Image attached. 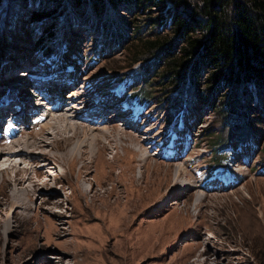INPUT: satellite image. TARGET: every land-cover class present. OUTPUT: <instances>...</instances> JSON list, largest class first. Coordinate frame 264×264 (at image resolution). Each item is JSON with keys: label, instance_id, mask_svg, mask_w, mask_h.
Wrapping results in <instances>:
<instances>
[{"label": "rangeland", "instance_id": "obj_1", "mask_svg": "<svg viewBox=\"0 0 264 264\" xmlns=\"http://www.w3.org/2000/svg\"><path fill=\"white\" fill-rule=\"evenodd\" d=\"M50 2L26 0V5L22 3L24 14L21 15L22 10H15L12 6L11 13L14 8L16 15L20 16L15 19L6 10L10 6L9 1L0 0V92H11L9 96L33 97L34 84L39 82L36 75L53 69L54 62L46 64L39 51V46L48 38L44 36L42 43L37 45L34 53L39 58L31 52L45 25L42 26L41 21L30 20V17L35 6L40 5L41 10L44 7L49 9L53 7ZM63 2L65 11L54 1L56 13L53 14L57 16L54 22L60 19L58 33L61 38L58 40V37L55 43L52 39L47 42L55 45L54 49L48 45L50 53L57 49L55 64L58 63V68L66 72L61 82L71 84L72 79L67 73L76 72L78 75V81L71 86L72 96L69 95L71 92L67 93L69 98L66 100L81 112L69 114L62 110L58 118L73 116L67 120L79 124L80 134L74 140L60 143L55 149L35 150L33 146L30 150L35 152L34 155L30 150H23L28 157L15 153L12 161L21 163L18 170L23 179L22 186L15 187V183L0 173V264H264L263 97L260 98L263 108L257 106L253 91V99L247 102L241 101L246 95L240 101L234 100L242 113H232L231 117L240 114L251 122L250 127L261 137L258 143H253L254 147L249 140L243 141V144H249L243 154L235 150L241 149L242 143L227 150L232 152L226 162L233 175L223 177L211 161L218 148H213L214 138L228 134V128L224 127L216 111L221 97L216 98L215 106L203 107L198 119L191 115L182 117L175 127L165 125L168 123L163 118L165 112L179 95L183 96L179 105L187 99H194L192 91L183 88L188 81L176 88L154 84L150 93L154 99L151 98L150 102L155 100V104L146 105L131 95L144 78L141 81L136 75L137 85L132 87H118L119 84L107 87L119 75L130 80L132 72L143 64H149V71L145 72L148 76L146 83L156 80L161 64L159 67L155 65L150 56L129 64L135 37L130 29H126L129 38L118 43H115L117 39L109 40L105 35L93 31L87 33L79 28L70 30V37L66 36L69 40L66 39L67 30L61 19L67 12L69 21L74 19L66 6L69 0ZM128 4L129 9L118 7L113 11L105 8L118 20L117 25V21H111L117 33L125 30L128 21L140 26L161 7H147L136 12ZM59 8L60 16L57 15ZM76 12L78 16L84 15ZM159 21L160 26L162 21ZM170 27L168 25V30L162 31V36L172 37ZM145 30L152 31L151 24ZM94 41L98 50L94 48ZM62 44L70 50L66 57ZM56 77H59L58 73ZM22 86L23 92L19 93L17 88ZM205 89V84L199 88L202 96L206 95ZM93 93L104 95L94 99ZM5 98L0 95V104ZM227 99L230 101L232 97H225L223 101ZM25 100L19 98L12 112L25 114ZM37 100L36 96L30 104L33 109ZM106 102L115 111L109 112L111 123L101 122L99 129L95 121L102 116L95 120L93 111L97 107L104 111ZM50 103L60 104L57 100ZM43 105L46 109L42 112L55 108H49L50 104L45 102ZM260 108L263 111H259ZM76 116H83L85 121L76 120ZM91 119L89 124L86 120ZM24 122L21 120L23 135L19 132L5 140L21 142L16 151L27 141L37 144L43 138L52 140L55 131L52 119L40 133L36 132L39 123H34L32 113ZM96 128L99 130H94ZM93 130L97 133L91 135ZM29 131L35 133L29 136ZM116 131L121 135L114 136ZM169 133L170 139L166 141ZM162 142L165 144L161 145ZM7 159L3 158L4 161ZM78 159L80 166L87 163L88 169L80 170ZM165 173L171 174L165 176ZM126 194L135 199L131 204L132 211L137 210L135 214L131 212V217L128 213L132 219L128 229L125 226L126 214L119 202L120 198L127 197Z\"/></svg>", "mask_w": 264, "mask_h": 264}, {"label": "trees", "instance_id": "obj_2", "mask_svg": "<svg viewBox=\"0 0 264 264\" xmlns=\"http://www.w3.org/2000/svg\"><path fill=\"white\" fill-rule=\"evenodd\" d=\"M8 1L10 6L6 10L10 13L12 6L15 10L21 11L23 9L22 3L26 5V0ZM51 1L50 5L53 4V7L49 9L44 7V10H41L39 9L41 6L37 5L30 17V20L41 21L40 24L45 25L43 33L33 43L31 51L36 52L38 43L41 44V39L45 36L48 39L44 40V45L42 43L39 46L43 58L49 57L51 51L49 46L52 44L47 41L52 39L55 43L58 37V40L61 38L58 33L60 19L54 22L57 17L53 15L56 13L54 1H57L58 5L60 4L59 7L64 5V2L63 0ZM128 3L133 6V11L134 8L136 9V12L144 11L147 7L158 5L161 7L157 9L154 16L148 17L150 18L147 19L149 21L140 23V26L128 21L124 26L125 30H120L117 33L115 27L111 25V21H117V25L118 20L115 19V14L111 16L105 8L109 7L116 11L118 7L127 8ZM66 6H68L67 9L74 19L73 22L69 21L66 16L68 12L61 19L63 20L62 24L66 26V39L69 40L67 37H70V30L79 28L87 33L93 31L105 35L109 40L115 41L117 39L115 43H118L129 38L126 29H130L135 33V37L133 50L130 51L129 64H134L149 56L155 65L159 67L161 64L158 79L147 83L145 79L148 76L145 72L149 71L147 68L149 64L138 65L136 70L132 72L130 80L124 79L123 75L115 77L114 83L121 82L124 86L130 87L137 85V76L141 81L144 78L143 83L131 92V95L137 98L140 103L155 104V100L150 102L152 98L150 93L154 84L159 86L165 84V86L169 85L176 88L182 82L188 81V85L183 88L192 91L193 96L191 97L194 99L186 98V102L184 101L179 105L178 102L183 100V96L179 95L178 100L174 103L175 106L173 104L165 112L163 118L168 121L167 124L178 117H186L190 114L198 119L203 107L215 106L216 98L221 97L222 100L216 105V111L224 127L228 128V134L216 136L213 140V148L218 146L211 158L216 167H228L226 161H228L230 152L228 153L227 150H231L232 146H237L248 140L258 143L261 134L250 127L251 122L243 119L240 114L236 117H231V114L242 113L236 107L235 102L240 101L245 95L246 97L241 101L251 100L252 91L253 97L258 100L257 106L263 108L264 105V0H69ZM24 7V9L27 8V6ZM14 8H12L11 16L13 15L16 19L20 16L16 15ZM62 9L65 11L63 6ZM59 10L60 8L57 10V15L60 16ZM76 11L84 13V15L78 16ZM21 14H24L23 10L20 12ZM116 18L119 19L120 16H116ZM159 19L162 21L160 23L161 28ZM149 23L152 26V31L145 30L147 25H150ZM168 25L171 26L173 32L170 38L162 36L164 30H168ZM146 32L154 36L147 35ZM94 44L95 50H98V44L95 41ZM52 47L54 49L55 45ZM64 50L65 53L68 51L70 54V50H67L66 47ZM204 84L207 92L206 95L204 94L205 96H202L199 88ZM190 93L188 91V94L192 95ZM225 97H232V100L223 101ZM261 97H263V105L260 104ZM180 107L182 110L179 111ZM262 108L259 111H263ZM246 145L249 144H243L241 149H236V151H244ZM232 156L234 155L232 154Z\"/></svg>", "mask_w": 264, "mask_h": 264}, {"label": "bare ground", "instance_id": "obj_3", "mask_svg": "<svg viewBox=\"0 0 264 264\" xmlns=\"http://www.w3.org/2000/svg\"><path fill=\"white\" fill-rule=\"evenodd\" d=\"M33 54L37 56V54H35V53H33ZM64 54H65V57H66V54L69 55V52L68 51L66 53L64 52ZM55 70L57 71V73H58V75L60 77H63L66 74V72L64 70L62 71L60 68H58V63L55 64ZM67 74L72 79L71 84H66L65 82L62 83L60 79H56V80L55 79H52V80H47V81H40V82H37L36 81L35 82V84H34L35 87H34L33 91L36 93L37 99L39 98V100H37V104L36 103H33L34 105H36L34 109L31 107L30 104L33 102V98L36 97L35 96V93H33V97L32 96L31 97L30 96L29 97L28 96H22V95L19 96V97H17L16 94H13V95L9 96V94H11V92H8V91H2V92H0V95L6 96L5 100H3L2 104H0V117L2 119V121H1L2 123L5 122L9 116L13 115V117H15V119H17L20 122V124H21V120H23V121L26 122V117H28V115L32 113L33 118H34V123H36V122L39 123L37 125L38 126V129L36 130V132L39 131V133H40V131H42L44 129V126L46 125V123L50 119H52L53 121H55V127H53V128H55L54 129L55 131H54V133L52 135L53 136L52 137V140L50 138L49 139L43 138V140H41L37 144L35 142L34 143H29V141H27L25 143V145L21 146L18 151H16V148L18 146H20L21 142L13 143L14 141L9 142L10 140L9 141L0 140V166H1L0 167V173H2L4 175L5 179H9L11 182L15 183V187L17 185H19V186H22L23 185V179L20 177L21 174H20V171L18 170V168L20 167V164L21 163H15L14 161H12V158H14L13 155L15 153H16V155H22L24 157H28V156H26L27 154H24L23 153V150H27L28 151V150H30V148L32 149L34 147L36 148L35 150H40V149L45 148V147H51L52 149H55L60 143L66 142L67 140H74V139H76V138L79 137V134H80L79 133V130H78V127H79L78 125L79 124H77V123L75 124V123L69 122L67 120L68 118L69 119H72L73 116H69V115L66 116V115H64V117H62V116L60 117L59 116L60 118H58V115H59L58 113L60 111H62V110L63 111L65 110V112H67L69 114H73L75 112H81V110L78 109V108H75L76 106H73L71 102L69 104L67 103L68 101L66 99H68L69 97H67L66 94L72 91L71 90L72 89L71 86H73L74 84H76V82L78 81V80H76V78H78V75H77L76 72H70V73H67ZM55 82H60L58 84L59 86L61 85V87L59 89H57L55 87L54 88H50V86L52 84H54ZM23 87L24 86H22L21 88H17V91L19 93L20 92H23V91H21ZM69 88H70V90H69ZM57 90H59L58 93H56ZM29 91H32V90H29ZM26 92L28 93V91H25V93ZM72 93L73 92H71L69 95L72 96ZM104 93L101 94V95H99V96L104 95ZM27 95H30V94H27ZM13 97H14V99H13ZM93 97H94V99L96 98L95 93H93ZM19 98L21 100H23L24 98L26 99L25 100V106H24L25 111H26L25 114L24 113H21V112H17L15 114V113L12 112V109L14 108L13 105L17 104V101H18ZM54 100L55 101L57 100L58 102H60V104L57 107L51 109L50 111L49 110H44L46 112H42L43 109H46V107L43 105V103L45 101H47L46 103L49 104L50 102H54ZM38 102H40V103L38 104ZM90 104H92L94 106L93 103H90ZM68 106H71V107L68 108ZM113 111H115L114 107H112V105L109 106L108 105V102H106V104H105L104 111H103L102 108H98V107L95 108V110L93 111V115L95 116L94 117L95 120L98 119L100 116H102V118H99L98 120L95 121L97 124H99L98 125V128L99 129H100V127H101V125H102V123L104 121L105 122L107 121V122L111 123L110 122V118H109L110 117L109 112L110 113H113ZM191 115H193V114H190V115H188L186 117H189ZM87 118H89V117L86 116V119ZM193 118H196V117L193 116ZM76 120L85 121V120H83V116H76ZM92 120L93 119L86 120V121L90 124V121H92ZM133 125H135V124H133ZM98 128H96L94 130H97L98 131L99 130ZM94 130H93V133L91 135H93L94 133H97V132H94ZM19 132H21L22 135L24 134V131H22V130L20 131L19 130V131H16L14 133V136L17 135ZM116 132H115V135L114 136L121 135V133L119 131H116ZM32 133H35V132L29 131L28 132V135L30 136ZM3 142H7V143L6 144H3ZM30 152H31L32 155H34L33 153H35V152L31 151V150H30ZM244 152L245 151L238 152V153L243 154ZM38 153H41V152H38ZM32 155L30 157H32ZM4 157H8L9 159H7V160L4 161L3 160ZM78 162H79L78 165H79V169L80 170L81 169H88L87 163H84L83 166L81 167L80 166V160L79 159H78ZM160 173L162 174V172H160ZM170 174L171 173H165L164 175L165 176H169ZM179 176L180 175H178V178H180ZM166 178L167 177H164L165 180H166ZM27 180L30 181L31 183L34 182L31 179H29V178H27ZM160 181H162V179ZM155 185H158V184H155ZM160 185H161V183L159 184V186ZM134 189H136V188H134ZM127 191L129 192V189H127ZM132 193H133V191H132ZM126 195H127V197H125L126 200L124 198L123 199L120 198L119 199V202H120V206L123 208V210H124V212L126 214L125 226L128 229L130 227V225H131L130 222L132 220V219L130 220V218L128 216V213L130 214V217H131L132 216V213L135 214L137 210H133L132 211V207H131V204L135 201V199H133L131 197V194H129V195L126 194ZM123 200H125V202ZM130 207H131V210H130Z\"/></svg>", "mask_w": 264, "mask_h": 264}]
</instances>
